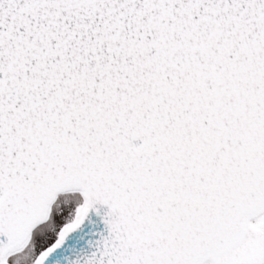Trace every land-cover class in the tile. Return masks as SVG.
<instances>
[{
    "label": "snow or ice",
    "instance_id": "snow-or-ice-1",
    "mask_svg": "<svg viewBox=\"0 0 264 264\" xmlns=\"http://www.w3.org/2000/svg\"><path fill=\"white\" fill-rule=\"evenodd\" d=\"M0 264H264V0H0Z\"/></svg>",
    "mask_w": 264,
    "mask_h": 264
}]
</instances>
